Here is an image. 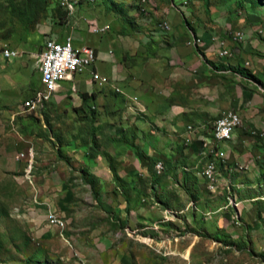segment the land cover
<instances>
[{
	"label": "crops",
	"instance_id": "crops-1",
	"mask_svg": "<svg viewBox=\"0 0 264 264\" xmlns=\"http://www.w3.org/2000/svg\"><path fill=\"white\" fill-rule=\"evenodd\" d=\"M183 1L190 0L141 1L142 10L146 4H160L157 12L171 29L162 21L156 32L151 18L134 14L143 28L116 29L107 51L83 42L79 19L43 23L40 50L47 37L63 41L71 35L74 47L95 49L92 69L118 89L90 82L89 70L76 72L62 82L35 121L24 120L29 130L18 135L22 150L14 135H2L0 174L8 173L10 187L15 179L22 190L17 218L42 264H77L80 258L89 264H156L157 254L165 256L161 264H204L206 254L237 258L242 248L236 242L243 234L264 239V136L251 133H264V45L253 36V28L240 40L232 39L235 30L216 16L195 24L188 19L189 9L173 6L186 5ZM117 4L121 8L112 12L124 7ZM88 19L112 27L107 18ZM216 32L219 36H211ZM196 37L201 43L192 44ZM226 37L235 52L217 56L214 43ZM2 49L0 94H32L40 84L35 58L40 50L28 53L36 73L31 80L24 70L28 63L17 62L13 69V59L3 60ZM230 109L242 125L229 140L216 141L220 149L214 139L202 143L216 118ZM187 125L195 131H187ZM23 153L26 157L20 160ZM28 161L32 184L23 176L29 172ZM209 161L219 174L215 191L201 175ZM159 162L161 170L155 168ZM206 191L226 193L229 202L216 200L207 211ZM50 210L63 221L61 226L48 223ZM242 215L256 224L250 233L227 225ZM256 246L264 251V242Z\"/></svg>",
	"mask_w": 264,
	"mask_h": 264
},
{
	"label": "rangeland",
	"instance_id": "rangeland-1",
	"mask_svg": "<svg viewBox=\"0 0 264 264\" xmlns=\"http://www.w3.org/2000/svg\"><path fill=\"white\" fill-rule=\"evenodd\" d=\"M10 1L11 0H0V46L1 44H3L1 47L9 44L11 47L17 48L23 52L21 57L10 61V67L14 69L17 62L26 61L28 63V67L26 66L24 70L27 73L28 78H30L31 80L34 78V75H36V73L33 72L32 67L34 60L28 58V53H36L40 50V45L42 43V33L40 32V30L41 28H43L44 22L50 23L55 21L63 25L68 20L79 19L80 28H78L77 32L79 33V37L83 40V42L85 44L96 45L105 51H107L110 48V45H112V41L116 37V29L118 31H122V29H124L123 27H127L129 25L131 26V28H138L139 25L141 29L143 28L142 23L138 25L136 24L138 16L142 15L146 16L147 18H151V22L154 24L153 30H155L156 32L160 30L159 25L162 21H166L171 29V23L166 18H164L162 14L157 12L161 9L160 4H158L156 7L152 6V4H146L144 10H142L140 4L142 0H114L116 3H121L122 5H124V7H122L120 12H112L111 10H109L108 13L106 12L108 11V9L104 0H95V2L93 3H90L87 0H80L79 2L81 4L76 9V11H74L73 14H69L67 12L66 16H64V11L66 10L58 6L57 0H47L44 17L40 18L35 23H29L25 27L21 26L15 16L17 10L22 9L20 7V3L22 2V0H12V2ZM79 2L76 5H78ZM168 2L169 1H167V3ZM76 5H73V7H76ZM142 5L144 6V4ZM174 5L177 8L181 6L183 8L189 9L190 14L188 19L190 21H194L195 24L204 21L212 22L213 17L216 16L215 19H217V21H221L223 25L228 23L230 27L235 31H241L245 34L246 30L252 31L253 29H255V31L252 32L253 36L256 37V40L259 41V43L264 45V0H259V3L254 6L250 5V1H246L245 4H243L244 6H241L228 0H190L189 3L184 6L180 5L179 2L177 4L174 3ZM55 8H57L56 11L54 10ZM134 14H137L138 16H134ZM94 16L97 19H100L102 17H104V19H109V21L112 23V27L108 31V33L100 35L94 34L88 30V27L86 25L87 22H85V20ZM122 17H127V21H125ZM129 18L131 22L128 21ZM170 29L162 32H169ZM260 30L261 32H259ZM163 35L164 34H161L159 36ZM211 36L219 35L218 32H216V34H213ZM254 37H252V39H254ZM227 38L228 37L223 39L227 41ZM241 38L242 36L237 40H240ZM230 50L234 49L230 48ZM259 53L262 54L263 52L259 51ZM39 86L40 84L36 86L35 90ZM35 90H33V92L31 93L33 94ZM32 94L22 93L21 91L17 94H15L13 91L0 94V142L1 140H3V134H12L14 135L12 137L15 143L18 145V150H22V145H20L21 140H19L20 138L18 137V135L22 134V129L29 130V126H23L24 120L31 119L35 121L37 119L38 113L40 112L37 111L28 113V111L24 107V104L22 106V102ZM23 107L27 112L23 110ZM35 128L30 127L32 131H34ZM17 155L15 156V158L17 157ZM25 157L26 155L24 154L21 159H24ZM29 162L31 161H28L26 165L27 172L29 170ZM30 171L31 168L29 172L26 173V175H24L25 173L23 172V176L28 183L32 184V177L31 175H29ZM7 174H0V264H42L44 261H40L32 253L34 245L28 243L30 239H27L25 231H23L24 234L21 232V227L24 228L25 225L23 226V223H21V221H19V219L17 218L18 208L15 207L17 206V200L21 197L22 190L17 187L15 179H13L12 182L13 186L10 187V177L7 176ZM2 186L3 188H1ZM4 187L6 188L4 189ZM33 195L34 192L31 195V200L32 198H34L32 197ZM208 196H210L212 200H210ZM226 196V193H223L222 196L220 194H217V192L213 193L210 191H206L205 197H207L208 202L206 210L209 211L210 209H212L214 206L213 202H215L216 200L217 202L224 201L228 203L229 200L226 198ZM10 205L12 207H10ZM231 206L232 205H228V209H230ZM209 215L210 212H206V216ZM48 216H57V214L54 212V210H50ZM200 216L202 215L200 214ZM242 217L239 216L237 220L232 219L233 221H231L227 225L229 227H237L239 231H245L247 229V233H250L249 230L253 228L255 229L256 224L253 221H248L245 215H242ZM164 220L165 218H163V220L161 221ZM52 224L61 226L63 224V221L61 220L59 223ZM157 224L158 222L153 223V229H157ZM260 225L264 226V223H261ZM127 233L135 235L136 230H129ZM136 237H139V239L143 242L145 241V243H149V239L146 240L145 238H143L147 237L143 234H139L138 236L136 235ZM257 242H260L261 244L262 242H264V239L255 237L253 238L251 236L247 237L243 234V237L239 236V238H237L236 245L239 249L242 248L239 250L237 258L230 259L228 255L224 256L223 253L218 254L217 256L206 254V256H203L204 264H264V251L259 249L262 245L260 247L256 246ZM246 247H248L250 251H247L245 249ZM157 255L158 260L156 261V264H161V261L164 260L165 256H163V254ZM77 264H89V262L85 258H80Z\"/></svg>",
	"mask_w": 264,
	"mask_h": 264
},
{
	"label": "built area",
	"instance_id": "built-area-1",
	"mask_svg": "<svg viewBox=\"0 0 264 264\" xmlns=\"http://www.w3.org/2000/svg\"><path fill=\"white\" fill-rule=\"evenodd\" d=\"M181 1V0H180ZM66 12L72 14L76 8H71L66 2H57ZM187 3L188 1H183ZM175 6V5H173ZM90 27V30L94 34H105L110 30L108 23L98 24L96 19H87L85 20ZM232 38L238 36V34H244L241 31H233ZM201 43V39L196 37V41H193L192 44ZM216 45V54L217 56H222L225 53L227 41L223 39ZM22 52L17 48H12L9 45H6V51H2L3 60H11L22 56ZM97 53L95 49L89 46H80L74 47L71 39V35H66L63 41H59L55 36H50L44 39L43 46L41 50L35 54V58L38 62V70L40 73V84L41 86L37 88L34 93L27 97L22 105L27 101H32L33 96H41L42 105L39 108L35 109L34 112L39 111L44 107L47 101L50 100L53 93H55L60 87L63 81L72 80L73 74L76 72H82L89 70L90 78L89 81L96 83L99 86L103 85H112V79L99 74L97 71L92 69V65L96 60ZM71 90L75 91L76 87L72 83ZM132 99H136V96H133ZM242 123L237 122V118L234 117V110L230 109L225 115H219L216 118V121L213 122L211 131L208 136L202 138V143L205 139H215V149L216 140L220 137H229V133L241 126ZM195 127L192 125H187V131H195ZM252 132L262 133L263 131L252 130ZM22 153H20L21 155ZM225 151L221 149V159H225ZM163 165H156V169H161ZM243 167V165H240ZM203 171V170H202ZM48 223L52 225L53 221H61L57 216H48Z\"/></svg>",
	"mask_w": 264,
	"mask_h": 264
},
{
	"label": "bare ground",
	"instance_id": "bare-ground-1",
	"mask_svg": "<svg viewBox=\"0 0 264 264\" xmlns=\"http://www.w3.org/2000/svg\"><path fill=\"white\" fill-rule=\"evenodd\" d=\"M80 0H59V2H66L69 6H73L76 5ZM89 2H94V0H87ZM142 2H144V0H142ZM187 4V3H185ZM242 36V34H238V36L236 37L237 39L240 38ZM2 51H6V46L3 47ZM231 56V51L230 48L228 47V45L226 46V50L225 53H223V55L221 57H229ZM42 105V98L41 96H33L32 101H27L24 104L25 109L28 112H34L35 109L39 108V106ZM229 110H225L221 113V115H225L226 113H228ZM234 117L237 118V122L238 123H242L241 118L239 116V114L237 112L234 111ZM254 135L257 136H264L262 133H257V132H252ZM231 138V133H229V137H220L219 139H217L216 141H225V140H229ZM215 140V139H214ZM21 159V158H20ZM157 165H163L161 162H159ZM31 167V166H30ZM163 168V166H162ZM161 168V169H162ZM159 169V170H161ZM201 175L205 178L206 183H207V188L210 191H215V189L217 188V181H218V172H217V168H216V164L213 161H209L206 163V165L203 168V171H201ZM60 221H53V223H59Z\"/></svg>",
	"mask_w": 264,
	"mask_h": 264
},
{
	"label": "trees",
	"instance_id": "trees-1",
	"mask_svg": "<svg viewBox=\"0 0 264 264\" xmlns=\"http://www.w3.org/2000/svg\"><path fill=\"white\" fill-rule=\"evenodd\" d=\"M228 1H230L232 3H237L241 6H244L243 4H245L246 1H250L251 6H254V5L259 3V0H228ZM10 2H12V0ZM46 2H47V0H22V2L20 3V7L22 9H18L17 13L15 14V16L18 19L21 26L25 27L29 23H35L40 18H43L44 12H45V7H46ZM57 2H58V0H57ZM107 2L109 4V8L111 10H117V9L121 8V5H118L113 0H107ZM17 5H18V3H17ZM54 10L56 11L57 8H55ZM64 13H65L64 16H66L67 12L64 11ZM186 22L189 24V21H186ZM5 46L6 45H4L3 47H5ZM3 47H1V48H3ZM12 48H14V47H12ZM81 96L83 97V100H86V97H85L86 95L84 93L81 94ZM89 110L91 111V109H89Z\"/></svg>",
	"mask_w": 264,
	"mask_h": 264
}]
</instances>
